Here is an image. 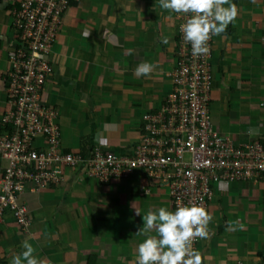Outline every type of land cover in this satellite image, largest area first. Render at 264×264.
I'll use <instances>...</instances> for the list:
<instances>
[{
    "label": "crops",
    "instance_id": "1",
    "mask_svg": "<svg viewBox=\"0 0 264 264\" xmlns=\"http://www.w3.org/2000/svg\"><path fill=\"white\" fill-rule=\"evenodd\" d=\"M18 2L0 0L1 126L8 108L4 78L17 39L12 10ZM232 2L238 16L224 33L212 37V120L220 133L247 142L264 131V0ZM175 19V12L162 9L159 0H79L67 10L50 54L54 71L44 94L57 112L65 150H132L143 114L158 108L169 94L166 74L174 65ZM142 62L154 65L148 76L135 74ZM25 199L30 229L23 232L11 214L0 221V264H10L13 255L22 253L24 240L45 264H135L144 238L136 234L143 214L160 207L170 210L166 190L138 170L127 179L103 183L67 169L61 183L29 192ZM232 203L244 204L245 217L229 213ZM209 213L210 236L200 246L203 264L264 261V179L216 189ZM249 214L261 239L240 244L238 233L246 230ZM230 220L242 227L227 230Z\"/></svg>",
    "mask_w": 264,
    "mask_h": 264
},
{
    "label": "built area",
    "instance_id": "2",
    "mask_svg": "<svg viewBox=\"0 0 264 264\" xmlns=\"http://www.w3.org/2000/svg\"><path fill=\"white\" fill-rule=\"evenodd\" d=\"M70 1L19 0L12 10L18 40L4 78L8 108L1 119L6 130L0 134V221L11 214L28 232L31 211L26 194L61 183L67 169L103 183L127 179L138 170L166 190L170 210L195 203L209 211L216 189L264 179V131L240 142L213 124L212 37L207 54H192L181 31L190 14L175 13L174 65L166 74L169 94L158 108L143 115L132 150H65L57 112L45 102L44 94L54 71L50 54ZM204 240L197 239L194 248Z\"/></svg>",
    "mask_w": 264,
    "mask_h": 264
},
{
    "label": "clouds",
    "instance_id": "3",
    "mask_svg": "<svg viewBox=\"0 0 264 264\" xmlns=\"http://www.w3.org/2000/svg\"><path fill=\"white\" fill-rule=\"evenodd\" d=\"M159 6L171 12L190 14L181 25V31L184 41L191 45L194 56L207 54L211 37L224 33L239 14L232 0H159ZM164 43H167L166 39ZM153 68L152 63L142 62L135 74L148 76ZM133 208L136 215L141 214L135 203ZM212 219L203 205L195 203L178 204L175 210L165 207L148 210L143 214V227L136 232L144 238L136 248L135 264H203L202 253L193 245L197 239L209 238L208 225ZM236 226L242 227L239 222L233 224L229 221L227 230ZM22 248V253L11 257L10 264H45L37 258L36 249L28 240L23 241Z\"/></svg>",
    "mask_w": 264,
    "mask_h": 264
},
{
    "label": "rangeland",
    "instance_id": "4",
    "mask_svg": "<svg viewBox=\"0 0 264 264\" xmlns=\"http://www.w3.org/2000/svg\"><path fill=\"white\" fill-rule=\"evenodd\" d=\"M248 193L249 192L246 191V192H243L242 194L247 195ZM243 209H244V204L242 206V205H234L232 203L230 205V207L228 208V211H229V213H231V211H236V213H235V214H237L236 218H238V217L243 218V217H245V213H244L245 210H243ZM248 219H249V221H247V226L245 227L246 230L245 231L240 230L238 233L241 236V238H239L240 244L242 242L252 243V242H256V241L261 239V236L257 233L258 223H256L255 218L252 216V214H249ZM256 219H257V216H256ZM257 220H259V219H257ZM230 221H232V220H230ZM236 232H237V229H235V233ZM200 246H201L200 244L197 245V250H199V251H201Z\"/></svg>",
    "mask_w": 264,
    "mask_h": 264
},
{
    "label": "trees",
    "instance_id": "5",
    "mask_svg": "<svg viewBox=\"0 0 264 264\" xmlns=\"http://www.w3.org/2000/svg\"><path fill=\"white\" fill-rule=\"evenodd\" d=\"M71 2V5L70 6H72V5H74V4H76L77 2L75 1V0H71L70 1ZM58 39V38H57ZM18 40V37H17V39H16V41ZM57 42V41H56ZM6 130V127H4L3 125L1 126L0 125V134L3 132V131H5ZM252 139H255V138H252ZM88 151H84L83 153H87Z\"/></svg>",
    "mask_w": 264,
    "mask_h": 264
}]
</instances>
